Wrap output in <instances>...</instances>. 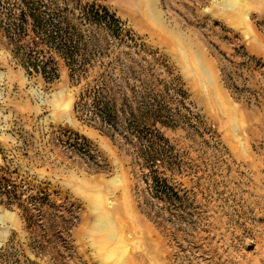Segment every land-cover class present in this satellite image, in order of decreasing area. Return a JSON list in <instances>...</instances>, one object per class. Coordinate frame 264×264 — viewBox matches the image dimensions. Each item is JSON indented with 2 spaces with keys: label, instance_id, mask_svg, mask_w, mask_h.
<instances>
[{
  "label": "rangeland",
  "instance_id": "obj_1",
  "mask_svg": "<svg viewBox=\"0 0 264 264\" xmlns=\"http://www.w3.org/2000/svg\"><path fill=\"white\" fill-rule=\"evenodd\" d=\"M3 103L0 264H264V0H0Z\"/></svg>",
  "mask_w": 264,
  "mask_h": 264
},
{
  "label": "trees",
  "instance_id": "obj_2",
  "mask_svg": "<svg viewBox=\"0 0 264 264\" xmlns=\"http://www.w3.org/2000/svg\"><path fill=\"white\" fill-rule=\"evenodd\" d=\"M34 70L38 71V67L34 65ZM96 97V96H95ZM94 100V99H93ZM94 104V116L98 118L99 122L105 127H117L118 124V115L113 106L109 103L102 102L101 99L98 97L97 101H93ZM163 149H159L155 146V142L148 145L147 149L143 151L140 155V159L142 160L143 167L148 171L156 172L157 168L160 167L164 160L162 159ZM149 180L146 178V184H148ZM151 184L149 186V197L155 202H162L163 200L167 199L169 202H173V198L176 199V193L170 189L165 181L158 179H151Z\"/></svg>",
  "mask_w": 264,
  "mask_h": 264
},
{
  "label": "crops",
  "instance_id": "obj_3",
  "mask_svg": "<svg viewBox=\"0 0 264 264\" xmlns=\"http://www.w3.org/2000/svg\"><path fill=\"white\" fill-rule=\"evenodd\" d=\"M5 89L7 88L6 86H3ZM4 90V89H3ZM7 99V102H8V97L6 98ZM9 105H7V103H3V105L0 107V113L2 112H7V110H9ZM23 114V113H22ZM7 116V115H5Z\"/></svg>",
  "mask_w": 264,
  "mask_h": 264
},
{
  "label": "bare ground",
  "instance_id": "obj_4",
  "mask_svg": "<svg viewBox=\"0 0 264 264\" xmlns=\"http://www.w3.org/2000/svg\"><path fill=\"white\" fill-rule=\"evenodd\" d=\"M1 220V219H0Z\"/></svg>",
  "mask_w": 264,
  "mask_h": 264
}]
</instances>
